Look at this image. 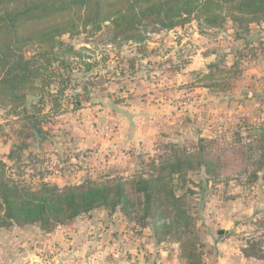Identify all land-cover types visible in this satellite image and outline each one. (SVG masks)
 Instances as JSON below:
<instances>
[{
    "label": "rangeland",
    "instance_id": "1",
    "mask_svg": "<svg viewBox=\"0 0 264 264\" xmlns=\"http://www.w3.org/2000/svg\"><path fill=\"white\" fill-rule=\"evenodd\" d=\"M92 38L85 33L63 36L65 45L85 48L81 57L61 56L51 67L45 65L47 76L61 74L62 81L37 83L38 91L27 96L19 111L0 102L5 178L32 189L76 186L109 172L132 181L143 172L147 177L150 160L168 155L172 146L184 148L206 138L217 141L214 148L230 147L236 133L248 144L249 130L241 120L249 117L255 130L264 122V53L256 42L244 48L249 40H264V24L241 33L230 21L211 28L191 18L182 26L147 34L141 43L114 45ZM217 60L228 66L237 61V77L220 84L202 80ZM5 72L1 67L0 78ZM2 85L0 79V90ZM245 88L262 94L241 101ZM25 110L35 118L39 133L33 131L34 122L25 120ZM133 124L136 138L130 137ZM229 170L218 177L203 169L187 173L184 180L174 176L172 192L183 197L185 212L176 229L170 219L174 211L157 220L136 204L127 216L119 208H99L49 232L38 225L0 228V241L11 251H5L8 256L24 249L31 257L61 264H163L173 257L187 264L180 258L183 242L187 250L190 243L204 244L202 261L225 240L236 244V255L249 238L263 242L264 248L263 181L249 183L244 173ZM220 230L225 233L219 236ZM160 251L166 254L161 260ZM235 262L264 264L242 258ZM0 264L5 263L0 259Z\"/></svg>",
    "mask_w": 264,
    "mask_h": 264
},
{
    "label": "trees",
    "instance_id": "2",
    "mask_svg": "<svg viewBox=\"0 0 264 264\" xmlns=\"http://www.w3.org/2000/svg\"><path fill=\"white\" fill-rule=\"evenodd\" d=\"M191 18L211 28L222 27L230 21L237 31L249 33L250 25L264 24V0H0V68L6 69L0 78L3 84L0 102L11 104L17 111L27 96L38 91L37 83L49 86L61 80V74L47 76L44 66L51 67L61 56L81 57L80 53L85 50L65 45L61 41L63 36L85 33L98 43H141L147 34L171 30ZM255 42L264 53V40H249L244 48ZM60 65L63 69L68 67ZM238 65L237 61L228 66L217 60L202 80L212 79L217 84L232 80L239 74ZM261 94L262 91L245 88L241 101H252ZM24 114L25 120L34 122L33 131L36 129L39 133L33 115L26 110ZM249 120V117L241 120V126L249 130L246 132L248 144H242L243 138L236 133L235 144L230 147L214 148L217 141L206 138H198L184 148L172 146L168 155L150 160L147 177L142 176L143 172L132 181H123L109 172L89 177L76 186L60 189L42 184L32 189L22 185L23 182L5 178V166L0 161V228L38 225L40 230L49 232L59 225L89 216L99 208L111 211L119 208L127 216L138 204L136 206L155 215L157 220L174 211L170 219L176 229L177 220H182L185 212L180 207L183 197L172 192L174 176L184 180L187 173L203 169L209 177H218L216 174L230 168L234 175L244 173L248 182L252 179L255 183L259 179L264 184V122H259L255 130ZM153 207H156L155 212L151 211ZM161 207L165 210L158 212ZM217 233L220 236L225 232ZM203 245L190 243L187 250L183 242L180 258L187 264H202ZM236 258L264 262L263 242L249 238Z\"/></svg>",
    "mask_w": 264,
    "mask_h": 264
},
{
    "label": "crops",
    "instance_id": "3",
    "mask_svg": "<svg viewBox=\"0 0 264 264\" xmlns=\"http://www.w3.org/2000/svg\"><path fill=\"white\" fill-rule=\"evenodd\" d=\"M131 133H132V135L130 137H133V138L137 137L138 131L136 130L135 125L131 128ZM121 136H123L126 139L129 138V137H125L124 135H121ZM19 233L16 235L19 236ZM0 235H3V234H1V232H0ZM10 235H15V232L11 233ZM7 237H9V234ZM53 241H54V238L51 241H49V243H50L49 247L54 244ZM0 242H1L0 259H1L2 263H5V264H33V263H35V264H61L62 263L61 261H59L57 263L56 261H54L52 259H50L49 261H44V260L41 261L37 257H34V256L31 257L29 254H26L27 251H25L24 249L20 255L17 254V256H15L13 254L12 256L11 255L8 256L9 254H7V252H5V251H9V252H11V251L7 250L5 248L6 245L2 241H0ZM22 247L24 248L25 246H22ZM217 249L218 250L215 251V253L212 256L204 258V261L202 262V264H236L235 258H236V253L238 251V247L236 246V244L234 242L225 240L222 242L221 246L220 245L218 246ZM128 251L131 252L132 248ZM162 253H164V252L160 251V255H162V256H159L160 260L163 259L164 255H166V254H162ZM146 257H148V256H146ZM169 261H170V263H169ZM162 263L163 264H178L177 259L175 257H173V259H170L168 261H163ZM242 263L245 264L246 262H242ZM128 264H131V263L128 261ZM141 264H148V263H145V262L142 263L141 262ZM260 264H263V263H260Z\"/></svg>",
    "mask_w": 264,
    "mask_h": 264
},
{
    "label": "built area",
    "instance_id": "4",
    "mask_svg": "<svg viewBox=\"0 0 264 264\" xmlns=\"http://www.w3.org/2000/svg\"><path fill=\"white\" fill-rule=\"evenodd\" d=\"M187 101H189V100H187ZM186 103H187V102H186ZM186 103H184V105H185Z\"/></svg>",
    "mask_w": 264,
    "mask_h": 264
}]
</instances>
